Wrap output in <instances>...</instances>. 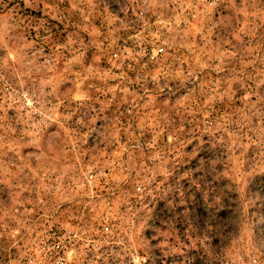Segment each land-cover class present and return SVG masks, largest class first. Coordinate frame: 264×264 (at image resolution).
<instances>
[{
  "label": "rangeland",
  "instance_id": "374dc122",
  "mask_svg": "<svg viewBox=\"0 0 264 264\" xmlns=\"http://www.w3.org/2000/svg\"><path fill=\"white\" fill-rule=\"evenodd\" d=\"M57 237L264 264V0H0V264Z\"/></svg>",
  "mask_w": 264,
  "mask_h": 264
},
{
  "label": "built area",
  "instance_id": "2783aa9c",
  "mask_svg": "<svg viewBox=\"0 0 264 264\" xmlns=\"http://www.w3.org/2000/svg\"><path fill=\"white\" fill-rule=\"evenodd\" d=\"M140 52L147 57L148 62H157L164 54V48L158 45L152 49L143 48ZM140 74H136V78L140 77ZM142 77V76H141ZM87 178H92L93 174L91 172L87 173ZM58 238V237H57ZM36 254L38 255V260L40 262H49L50 264H67L69 259V250L67 246L64 245L60 238L58 239H48L46 241L37 240L34 243ZM148 258L144 255H132L130 257V264H148ZM221 264H255L254 261L240 262L226 260Z\"/></svg>",
  "mask_w": 264,
  "mask_h": 264
}]
</instances>
